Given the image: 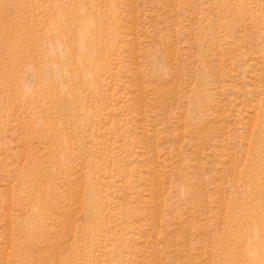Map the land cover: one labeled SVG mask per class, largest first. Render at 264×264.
<instances>
[{
  "label": "rangeland",
  "instance_id": "1",
  "mask_svg": "<svg viewBox=\"0 0 264 264\" xmlns=\"http://www.w3.org/2000/svg\"><path fill=\"white\" fill-rule=\"evenodd\" d=\"M0 264H264V0H0Z\"/></svg>",
  "mask_w": 264,
  "mask_h": 264
}]
</instances>
